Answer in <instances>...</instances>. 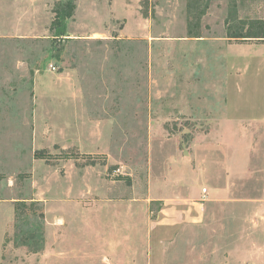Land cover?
Wrapping results in <instances>:
<instances>
[{"label":"rangeland","instance_id":"374dc122","mask_svg":"<svg viewBox=\"0 0 264 264\" xmlns=\"http://www.w3.org/2000/svg\"><path fill=\"white\" fill-rule=\"evenodd\" d=\"M57 1L0 0V264L262 260L264 39L227 19L264 0H76L55 36Z\"/></svg>","mask_w":264,"mask_h":264},{"label":"trees","instance_id":"16d2710c","mask_svg":"<svg viewBox=\"0 0 264 264\" xmlns=\"http://www.w3.org/2000/svg\"><path fill=\"white\" fill-rule=\"evenodd\" d=\"M77 5L76 0H60L55 3L54 7V18L51 23V29L54 30L55 36H61L66 33L68 22L74 17ZM200 10L198 11V13ZM205 12V11H204ZM201 12V14H204ZM234 15L230 14L227 19L228 32L227 37L236 39H264V19H249L240 20L237 22L235 27H231L229 18ZM189 23V36L200 37L199 25H200V15L198 16V32L193 28V24ZM59 50V48L57 49ZM59 53L56 51V55ZM22 207H30V209L35 207V203L27 205L25 202ZM19 209V205L16 206V210ZM29 209V208H28Z\"/></svg>","mask_w":264,"mask_h":264},{"label":"crops","instance_id":"0c3cea01","mask_svg":"<svg viewBox=\"0 0 264 264\" xmlns=\"http://www.w3.org/2000/svg\"><path fill=\"white\" fill-rule=\"evenodd\" d=\"M260 57L261 58H263V61H262V63H263V66H264V53L263 52H261L260 53ZM249 121V122H252L251 123V125L254 123V122H258V123H262V122H264V115L262 114V115H260V116H258V117H251V118H248V119H244V121ZM252 127H249V132L251 133L252 132ZM253 134H255V133H253ZM212 195L214 196V198H212V199H209V200H213V199H217V200H220V199H225V197H226V195H227V191H226V188H214L213 189V191H212ZM251 200H263V199H251ZM1 201V200H0ZM5 202V201H4ZM198 204H200L201 206H203V203L201 202V203H198ZM200 206V207H201ZM202 208V207H201ZM203 209V208H202ZM258 210H259V212H260V214H262L263 216V218H264V208H262V209H260L259 207H258ZM259 214V213H258ZM200 216H198V218H199ZM263 228H264V226H263ZM263 231H264V229H263ZM260 249H262L263 251H262V253H259V255H258V259H262V260H260V261H254V262H251V263H249V264H264V255H262L263 254V252H264V233H263V242H262V244H261V246L259 247Z\"/></svg>","mask_w":264,"mask_h":264},{"label":"built area","instance_id":"2783aa9c","mask_svg":"<svg viewBox=\"0 0 264 264\" xmlns=\"http://www.w3.org/2000/svg\"><path fill=\"white\" fill-rule=\"evenodd\" d=\"M48 69H49L50 71H56V70H57V66L54 65V64H49ZM206 190H207V189H204V191H206Z\"/></svg>","mask_w":264,"mask_h":264}]
</instances>
